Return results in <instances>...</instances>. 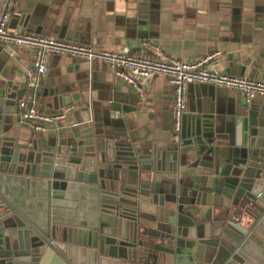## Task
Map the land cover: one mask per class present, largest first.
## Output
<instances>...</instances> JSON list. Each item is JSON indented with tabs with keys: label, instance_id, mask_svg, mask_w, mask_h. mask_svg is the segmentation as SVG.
Segmentation results:
<instances>
[{
	"label": "crops",
	"instance_id": "obj_1",
	"mask_svg": "<svg viewBox=\"0 0 264 264\" xmlns=\"http://www.w3.org/2000/svg\"><path fill=\"white\" fill-rule=\"evenodd\" d=\"M5 1L0 0V12ZM13 3L7 21L10 32L40 33L97 50L153 57L142 46L143 41H148L164 54L182 61L218 52L214 65L218 73L264 79V0H13ZM2 45L0 137L16 145L45 144L56 137L64 139L85 124L96 126L122 140V148L131 154L130 159L136 160L140 171H149L150 158L155 156L154 164L160 168L155 182L163 188V194L158 192L156 196H163L164 200L178 196L188 201L189 187L200 179L197 174L179 172V162L189 167L203 160L209 168L227 172L234 169L239 152L249 148V140L256 143L264 140V98L245 102L237 91L190 83L180 136L203 141L212 132H219L225 136V144H206L201 160L190 161L186 157L192 149L177 153L175 159H167L178 144H173L170 138L171 88L166 78L151 74L142 80L145 96L141 99L105 63L67 55L48 57L39 82L41 93H35L33 109L45 114L54 112L59 104H72L73 109L59 120L56 131L48 128L46 132H35L19 124L16 117L17 101L26 72L31 68V52ZM249 131L256 136H250ZM144 157H148L147 161ZM166 174H172L173 180H163ZM146 181L153 184L148 175ZM170 188L175 190L174 194L166 193ZM145 206L149 211L150 205ZM186 216L195 221L198 218L189 211Z\"/></svg>",
	"mask_w": 264,
	"mask_h": 264
},
{
	"label": "water",
	"instance_id": "obj_2",
	"mask_svg": "<svg viewBox=\"0 0 264 264\" xmlns=\"http://www.w3.org/2000/svg\"><path fill=\"white\" fill-rule=\"evenodd\" d=\"M170 138V160L191 149L186 157L201 160L206 144H225L219 132ZM121 141L89 124L52 143L0 137V264H264V140H249L227 172L179 162L200 177L188 201L157 197L155 156L140 171Z\"/></svg>",
	"mask_w": 264,
	"mask_h": 264
},
{
	"label": "built area",
	"instance_id": "obj_3",
	"mask_svg": "<svg viewBox=\"0 0 264 264\" xmlns=\"http://www.w3.org/2000/svg\"><path fill=\"white\" fill-rule=\"evenodd\" d=\"M13 5V0H6L3 3L0 12V44L9 45L11 48H26L31 52L32 69L26 72L23 91L17 101L16 117L19 124H25L35 132H46L48 128L56 131L59 120L64 119L73 109L72 104L62 106L48 114L33 109L34 91L46 71V62L50 55H67L86 62H103L112 70L115 77L133 88L141 99L145 96L142 80L151 74L164 76L171 88V133L174 139L179 137L181 118L186 109L187 86L190 83L237 91L245 102H250L254 98H264V79L215 71V55L218 52L192 61H182L164 54L157 45L148 41H143L142 46L148 48L153 57L143 53L97 50L40 33L10 32L7 21Z\"/></svg>",
	"mask_w": 264,
	"mask_h": 264
}]
</instances>
